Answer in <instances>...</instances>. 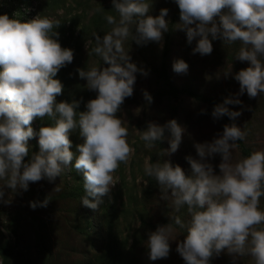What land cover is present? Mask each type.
<instances>
[{"label": "clouds", "instance_id": "obj_1", "mask_svg": "<svg viewBox=\"0 0 264 264\" xmlns=\"http://www.w3.org/2000/svg\"><path fill=\"white\" fill-rule=\"evenodd\" d=\"M118 19L106 16L113 27L101 39L96 36L95 54L104 67L77 69L79 77L86 79V87L97 93L86 104L85 111H77L80 101L57 102L63 94V84L56 79L58 72L71 64L72 49L63 48L59 33L54 28L59 21L28 12L30 19L10 18L0 15V203L5 189L27 191L29 184L47 179L55 182L65 169L73 168L84 178L83 206L96 210L115 186L113 174L121 163L127 164L133 149L127 136L128 129L118 117L126 98L133 96L136 74L147 76L139 68L123 43L132 35L138 45L160 43L169 31V9L163 8L158 16L149 15L152 4L147 0H111ZM180 10L177 29L186 32L189 44L200 37L193 54L210 55L212 40L224 43L240 42L236 59L250 62L234 78L240 89L236 99L226 98L214 107L212 116L220 119L227 115L235 120L240 111L227 105H240L239 95L247 93L256 98L264 93V0H175ZM26 15V16H27ZM218 18V19H217ZM189 65L178 59L173 71L187 73ZM231 75L225 73V76ZM145 100L151 104L152 96L145 90ZM204 111V110H202ZM53 121L35 132L32 124L36 118ZM79 130L83 142L77 145L79 155L70 149V133ZM170 147L166 155L175 153L182 142L185 128L176 119L163 126L149 122L141 131L140 139L146 148H153L154 141H163L165 132ZM39 137L40 151L29 162L28 142ZM245 133L235 124H225L222 134L211 142L195 143L198 158L185 159L190 164L187 174L179 165L170 161L145 163V173L154 177L162 199L171 198L175 211L187 206L188 221L171 216V223L160 225L148 234L146 248L149 259H165L171 251L173 224L186 229V237L176 251L185 264H210L211 259L225 253L233 264L249 256L254 264H264V210L260 198L264 196V150L254 151L248 157L232 163L231 150ZM219 155V174L211 159ZM74 161V165H73ZM58 191V187L54 188ZM92 197L94 199H89ZM48 199L31 202V207H47Z\"/></svg>", "mask_w": 264, "mask_h": 264}, {"label": "trees", "instance_id": "obj_2", "mask_svg": "<svg viewBox=\"0 0 264 264\" xmlns=\"http://www.w3.org/2000/svg\"><path fill=\"white\" fill-rule=\"evenodd\" d=\"M40 1L15 0L12 4L23 3L26 7L36 5L35 12L38 14ZM63 1L66 0H54L57 5L64 6ZM8 2L11 3L10 0ZM147 2L152 4L149 12V15L152 16H158L160 10L163 8L169 9L168 16L165 17L168 21L169 31L164 33L163 47L157 42L138 45L132 39L135 34V27H132V35L128 37L130 44L126 43L124 49L125 52L130 53V46L135 44L137 48L140 49V46H142L147 52H151L153 60L155 59L156 61V63H153V68L151 69L154 77L153 85L155 81L160 89L159 94L167 102V106L170 109L169 120L176 118L178 108L173 103V100L179 99L181 95H187L190 99L195 100L203 106L205 110L211 112H213L216 105L222 104L226 98L236 99L240 85L234 76L241 69L250 66V62L236 59L241 48L240 42L227 44L222 39H212L211 35H209V39L212 40L213 44L212 53L216 58V64L219 68L218 79L215 80L216 82L213 85H208V81L205 75H203V69L199 68L198 70L194 65L189 66L187 73L184 74L185 78L182 82L178 83L170 73V55L181 57L186 63H189L192 59L191 57L197 55L193 54V49L196 47L200 37H197L189 44L186 32L177 29V24L180 23V10L175 0H147ZM75 4L74 10H77L78 13L69 17L67 15L70 12L59 15L55 21H59L60 26L53 30L59 33L58 40L61 46L72 49L68 45V39L63 38L65 24L68 22L67 30L70 32L78 28V37L75 38V49L81 50L83 41L89 40V56L86 58L93 57L100 68H102L106 65H104L102 58L94 52V48L97 46L95 37L98 35L102 39L113 27L108 24L106 16L113 15L118 19V14H116L115 10L109 9L107 3H97L91 6V8H94L91 14L87 12L90 9L89 0H81ZM15 5H7L4 9L2 7L0 15H11L12 9L19 11L21 8L15 7ZM26 18L30 19L28 15ZM69 37L72 38L73 35L71 34ZM176 46L180 49H174ZM159 47L161 48L159 49ZM76 54H74L73 62L62 68L55 77L64 86L63 94L56 99L58 103L63 101L69 103L74 100L80 101V107L77 111H85L87 102L92 98L84 93L80 95L79 76L74 64H81L83 66L82 62L84 61L81 59V55L78 56ZM86 58L84 60H87ZM209 61L211 63V60ZM141 62L142 58L138 61L134 60L135 64ZM207 68L209 69V67ZM230 72L231 75L225 76V73ZM238 98L243 102L242 104H230L227 107L233 111H240L241 115L235 120L229 118L227 115L221 117L219 120L222 124H235L245 133V138L238 140L237 144L242 156L248 157L254 151L264 150V145L261 142V138L264 137V93L259 94L256 98H249L247 93H245L239 95ZM178 102L181 103V101ZM247 118L248 124H246ZM141 120L142 118L139 116L138 122L140 125ZM38 122L41 126H51L53 123L47 117L43 120L38 118ZM69 138L72 141L70 150L78 156L77 145L83 142L79 135V130L72 131ZM158 144L161 148L162 144L160 141H158ZM147 181L150 185L155 183L151 179ZM83 183V174L77 172L74 167L68 168L64 172V182L61 184L59 192L47 197L50 200L57 199L58 201L68 203V207L63 211V217L61 218H64V226L67 232L65 242L59 239L50 240L51 234L55 233V235H58V233L51 226L52 223L47 225L45 218L39 213V206L35 209H28L24 204L18 203L15 209L9 213L3 208L1 213L6 219L3 228L13 237L12 241L15 242L13 243L11 239L4 237L0 230L1 264H165L160 259L156 261L150 260L148 249L146 248L148 234L155 231L161 225L160 220H149L141 214H137V211H132L129 206L132 203L133 197L127 196L126 200L122 199L123 186L118 188L117 191H111L109 196L104 198V202L98 209L93 210L85 207L81 203V198L85 195ZM128 192L132 193L131 190ZM89 199L94 198L89 197ZM123 201H125L126 207L122 204ZM260 203L264 204V196H261ZM69 209H72V212L66 213ZM261 209L263 210V207ZM131 213L133 217L132 221L129 222L127 216H130ZM45 214H48V212H45ZM49 217L51 218L50 215ZM186 217L187 219H185ZM184 219L182 222L186 224L189 219L187 209ZM134 221H138V227L133 225ZM133 228H137L140 231V236L138 239L135 237L130 238L133 244L128 245V234L125 235L123 233L125 231L128 233ZM178 229L180 235L185 238L186 229ZM30 231L34 232L35 246L38 247L36 256L30 255L28 251L29 245L26 244ZM21 241H24L26 245L23 243L22 245L19 244ZM221 256L224 257L226 264H233L232 258L227 256L226 252L218 257L214 256L210 264H214ZM236 264H254V261L252 259L249 261V258L244 256Z\"/></svg>", "mask_w": 264, "mask_h": 264}, {"label": "rangeland", "instance_id": "obj_3", "mask_svg": "<svg viewBox=\"0 0 264 264\" xmlns=\"http://www.w3.org/2000/svg\"><path fill=\"white\" fill-rule=\"evenodd\" d=\"M11 3L8 2V0H0V11H2V7H6L7 5L14 6L12 3L15 0H10ZM81 0H66L63 1L64 6L57 5L54 0H41L40 1V8L38 6V14L41 17H48L52 20H56L59 15H63L65 12H70L67 16L70 15L73 16L76 13H78L77 10H74L76 6V2H79ZM89 14L94 11V8H91V6L97 4V3H107L108 8L114 11L113 4L111 0H89ZM3 3V5H1ZM5 3V4H4ZM15 7L21 8L19 11H15L12 9L14 15L17 17L18 20H21L22 22L25 20L26 13L31 9V7H26L23 3H18L15 5ZM71 9L69 10V8ZM80 8V7H78ZM79 10V9H78ZM117 14V13H116ZM68 22L65 24V33L63 34V38L68 39V45L72 48L74 54L81 55V59L84 61L82 62L83 66L80 64H74V67L76 69L83 68L85 70L89 69L90 67H98L100 66L96 63L95 59L93 57L86 58L88 55V45L89 40L83 41L81 50L75 49L76 41L75 38L78 37V28H75L73 32H70L67 30ZM134 27V26H133ZM134 33V32H133ZM73 35L72 38H70V35ZM163 41L162 40L159 44L161 47H163ZM126 43L130 44L129 38L124 41L123 47H126ZM159 47V49L161 48ZM174 49H180L178 46H176ZM130 53L129 56L131 57L132 62L134 60L138 61L142 58V62L139 64H136L139 68L144 69L148 75H142L141 73L136 74V82L134 85V93L133 96L126 98L124 104L121 107V111L118 113L121 118L124 121V126L128 129V136L127 141L130 145V147L133 149L132 155L128 161L127 164L121 163L118 170L113 174L115 186L111 189L112 192L117 191L118 188L123 186V196L122 199L126 200L127 196L133 197L130 204V209L132 211H137V214H141L145 218L149 220L155 221L156 219L161 221V225H165L168 223H171V216H179L180 219L183 221L187 219L185 217V211L187 209V206L182 207L178 212L174 210V207L171 203V198L165 200L161 198V191L158 186L157 181L154 177H150L145 173V163L146 161L148 164H155L156 162H164V161H170L173 166L179 164L187 174H190V164L185 159L187 156L191 155L193 157L198 158L196 149L194 147L195 143H205V142H211L214 138H216L219 134H222L223 128L225 124H222V122L219 119H214L212 116V112L205 110L203 106H201L199 103H197L195 100L190 99L187 95H181L179 99L173 100V103L178 108L177 109V115L176 120L178 123L185 128V132L182 137V142L180 144L179 149L171 154L166 155L165 149H168L170 147L167 137L170 135L167 131L165 132V139L161 141V148L159 147L158 141H154V147L149 149L145 147V142L140 139L141 131L146 130L147 125L149 122H155L158 125L163 126L169 121V114L170 109L167 106V102L163 99L159 94V87L154 81L153 85V74L151 73V69L153 68V63H156L155 59L153 60L151 52H147L146 49L142 46H140V49L135 46H130ZM87 60H84V59ZM189 66H196V69L199 70V68L203 71V75H205V78L207 79L208 85H213L219 77V68L216 64V58L211 53L210 55L201 56L197 53L195 57H191ZM195 58V59H194ZM182 59L181 57H178L176 55H170V73L178 83L182 82L185 73H176L173 71V63L174 61ZM211 60V63L210 61ZM85 67V68H84ZM209 67V69L207 68ZM2 70V69H0ZM79 76V73L77 74ZM87 81L86 79H81L79 77V85H80V95L82 93L86 94L87 96H90L92 99L96 98L97 93L94 91L89 90L86 87ZM147 91L153 98L152 103L149 104L145 98H144V91ZM178 101H181L179 103ZM179 103V104H178ZM165 108V109H164ZM204 110V111H202ZM142 118L141 125L138 122V119ZM246 124H248V118L246 119ZM32 127L35 132H39V128L42 127L40 123L38 122V118H36L33 121ZM38 135L34 138H31L28 142L29 146V155L25 157V162H29L31 160L32 155L38 154L40 151V147L38 144ZM262 139V144L264 145V137ZM232 163L237 162L238 160L245 158L242 156L240 149L238 148V144L236 141V147H234L232 150ZM210 162L215 166V171L217 174H219V168L218 165L221 162V157L217 155L215 159L210 158ZM66 170V169H65ZM64 170V172H65ZM64 172L61 174L60 177H57L55 182H49L47 179H43L39 182L31 183L29 184V188L27 191L18 190V191H12L11 189H5V197L4 199L11 201L10 204H3L0 203V230L4 237L13 240V237L6 232V230L3 228L5 224V217L2 216L1 210L4 208L6 211L12 212L16 205L18 203L24 204L26 208L33 209L31 207V202H42L45 199H47L48 196L52 194H57L59 192L55 191L54 188L58 187L60 189L61 184L64 182ZM146 176V178H145ZM153 180L155 183L150 185L147 180ZM4 181L0 180V187H3ZM133 189V190H132ZM131 190L132 193L128 192ZM135 197V198H134ZM49 203L47 207H40V215L45 218L47 225L51 224V226L57 231L58 235L51 234L50 240L54 241L55 239H59L60 241H66V228L64 226V218L63 217V211L65 208L68 207V203L65 201H58L57 199H48ZM122 204L126 207L125 201L122 202ZM263 207L264 210V204L262 205L260 203V208ZM127 209V208H126ZM185 209V211H183ZM45 212H48V214H45ZM72 212V209H69L66 211V213ZM50 213V214H49ZM134 213V212H133ZM136 214V213H134ZM47 215V216H46ZM51 216V218L49 217ZM132 213L131 215L127 216V220L129 222L132 221ZM70 218V217H69ZM53 219V220H51ZM135 227H138L139 223L138 221H134ZM50 226V227H51ZM49 227V228H50ZM51 227V228H52ZM181 228L179 225L173 224V233H172V239L173 241H170L171 245V251L169 253V256L165 259H160L165 264H185V261L183 258L179 255V253L176 251L177 245L180 241L185 239L183 236L180 235V232L178 231ZM69 234V233H68ZM123 234L127 235L128 239V245L131 243L133 244L132 239L130 238H139L140 231L137 230V228H133L130 230V232H124ZM122 234V236H123ZM56 237V238H55ZM75 240V239H73ZM13 243L15 241H12ZM25 244L24 241L19 242V244L22 245ZM77 243V241H75ZM16 244V243H15ZM14 244V246H15ZM18 244V245H19ZM29 245L28 251L30 252L31 256L37 255L38 247L35 246V237L34 232L31 231L28 233V242L26 243ZM25 244V245H26ZM227 255V254H226ZM228 256V255H227ZM230 257V256H229ZM249 258V261H251V258ZM253 261V260H252ZM1 264V261H0ZM214 264H226V261L223 256L219 257Z\"/></svg>", "mask_w": 264, "mask_h": 264}, {"label": "built area", "instance_id": "obj_4", "mask_svg": "<svg viewBox=\"0 0 264 264\" xmlns=\"http://www.w3.org/2000/svg\"><path fill=\"white\" fill-rule=\"evenodd\" d=\"M35 7H36V5H33L32 7H31V9L29 10L30 11V13L32 12V11H35ZM5 7L3 6V9H4ZM28 11V12H29ZM28 12L26 13V15L28 14ZM10 18H15V19H17V17L14 15V13H13V11H12V14L10 15H8ZM26 17V16H25Z\"/></svg>", "mask_w": 264, "mask_h": 264}]
</instances>
